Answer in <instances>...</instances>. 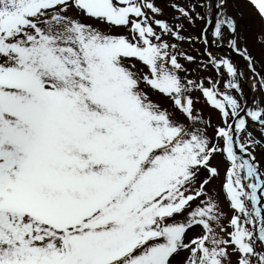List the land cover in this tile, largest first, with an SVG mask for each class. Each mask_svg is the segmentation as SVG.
<instances>
[{
	"label": "snow or ice",
	"instance_id": "obj_1",
	"mask_svg": "<svg viewBox=\"0 0 264 264\" xmlns=\"http://www.w3.org/2000/svg\"><path fill=\"white\" fill-rule=\"evenodd\" d=\"M248 3L264 23V0ZM172 7L255 72L228 0ZM161 13L154 0H0V264H264V106L182 77L178 56L194 57L162 39L185 37ZM208 56L239 91L233 62ZM192 89L218 110L211 135Z\"/></svg>",
	"mask_w": 264,
	"mask_h": 264
},
{
	"label": "rangeland",
	"instance_id": "obj_2",
	"mask_svg": "<svg viewBox=\"0 0 264 264\" xmlns=\"http://www.w3.org/2000/svg\"><path fill=\"white\" fill-rule=\"evenodd\" d=\"M244 0H228L227 12L237 20L238 30L236 34V40L243 50L247 48L248 53L253 57V67L257 75L258 86L260 88L261 99L257 104L264 106V88L260 87V82L264 79V23L261 22L258 17L256 10L249 4L243 2ZM155 4L162 9V13L157 16L158 19H164L170 25L181 24L183 27L180 29V34L185 37L184 40H177L171 35H163L162 39L169 42L170 44H176V52H183L186 55H191L194 57L192 61H188L184 56H178V61L183 65L186 71L181 72L180 75L186 79H191L193 81L199 82L203 80L205 86H211L208 82V78L211 77L213 81L219 80L220 83L218 87L221 91H230V93L236 97L241 105L243 106L242 97L239 91L227 90L224 88V82L228 79L226 73L223 76H217V73L213 66L209 63V57H207L210 49L206 48L201 39H195L204 29L205 21L197 20L195 24H192L181 16L176 8L172 5H179L186 9H190L193 4L199 5L201 0H154ZM208 2V0H205ZM206 8L197 6L196 11L201 12L205 15L206 19L209 18ZM153 27L157 32L160 29L153 24ZM118 32H123L122 28L116 29ZM193 37L194 42H190L187 37ZM175 39V40H174ZM228 39H231L229 36ZM223 43H228L226 39ZM212 53V52H211ZM213 54V53H212ZM217 57H224L221 55L213 54ZM146 70V69H145ZM238 82V80H237ZM239 83V82H238ZM144 87V85H142ZM151 91L150 89H146ZM194 102V108L200 110L205 121H210L211 126L208 128V134L211 135L213 128L220 122L218 110L210 106L206 102V98L203 97L199 90L192 89L189 93ZM153 99H157V95L153 93ZM167 104V101H164ZM255 104V105H257ZM254 105V106H255ZM250 130L253 132L255 137L259 140L261 138L260 126L250 123ZM256 157V161L259 163L261 170L264 171V145L257 146L253 153ZM212 163L217 165L220 170V176L212 181L210 187L213 188L214 192H221V184L224 177L225 164L222 158L217 155L214 157ZM203 175V173H201ZM193 203V207H195ZM220 209L227 214V218L233 214L230 209L229 203L221 194L219 199ZM222 220L223 225H227L228 219ZM231 231V229H228ZM200 229L198 227H193L188 230L187 236L191 237L198 234ZM236 257L233 256L235 261Z\"/></svg>",
	"mask_w": 264,
	"mask_h": 264
},
{
	"label": "bare ground",
	"instance_id": "obj_3",
	"mask_svg": "<svg viewBox=\"0 0 264 264\" xmlns=\"http://www.w3.org/2000/svg\"><path fill=\"white\" fill-rule=\"evenodd\" d=\"M208 2H214V0H208ZM207 13L209 18L213 21V24L209 26V29L214 28V20L216 17L214 13L209 12L208 10ZM220 42L221 41H217L216 38L211 35V30H209L207 44L210 46V51L213 54L224 56L233 62L238 71L239 92L245 100V106L253 107L261 99V91L258 86L256 73L247 67L248 61L243 55H238L236 51L229 47H219Z\"/></svg>",
	"mask_w": 264,
	"mask_h": 264
},
{
	"label": "water",
	"instance_id": "obj_4",
	"mask_svg": "<svg viewBox=\"0 0 264 264\" xmlns=\"http://www.w3.org/2000/svg\"><path fill=\"white\" fill-rule=\"evenodd\" d=\"M221 47H230V48H232L231 47V45H226V44H219ZM233 49V48H232ZM246 105V103L244 102V106Z\"/></svg>",
	"mask_w": 264,
	"mask_h": 264
}]
</instances>
